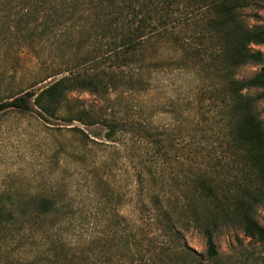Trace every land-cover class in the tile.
I'll use <instances>...</instances> for the list:
<instances>
[{
    "label": "rangeland",
    "instance_id": "obj_1",
    "mask_svg": "<svg viewBox=\"0 0 264 264\" xmlns=\"http://www.w3.org/2000/svg\"><path fill=\"white\" fill-rule=\"evenodd\" d=\"M197 1L189 2L186 11L189 18L175 15L177 19H190L189 30L183 29L181 24L175 31L182 38L181 44H192L194 48L202 46L203 50L209 43L206 39V45H200L197 38L205 33L195 23L207 10ZM180 7V12L185 9L183 5ZM1 10L0 101H10L28 91L40 94L47 85L69 74L77 64L76 58L80 61L86 55L95 57L112 43L109 35L105 37L107 43L102 44L101 32L91 26L84 30L82 20L75 29L48 31L40 36L39 27L30 32L31 29H18L13 22L3 24ZM238 12L249 29L264 28V0H250ZM32 34H35L32 39H26ZM156 39H151L156 50L150 51L148 46L146 57L153 56L157 62L161 61L162 68L144 71L149 80L146 91L139 94L112 91L108 98L84 91L68 95L72 112L85 109L94 119L116 118L143 124L147 137L140 145L128 135V141L121 135L114 142L102 136L95 138L91 133L103 130L102 125L89 127L78 121H63L70 115L64 109L59 111L57 118L46 119L34 99L30 102L31 110L11 108L0 113V196L12 195L14 200L11 201L16 206L18 195L24 194L25 203L30 204L34 195L51 194L60 200L58 206L64 207L61 216L56 218L58 224L53 226V233L60 231L64 239L80 249L87 247L85 242L92 240L91 237L103 234L102 238L111 239L108 244L115 255L114 264H128L129 261L119 239L121 233L134 230L141 234L143 230L156 237L163 232V227L153 221L158 213L153 205L157 193L167 191L170 201L177 199L183 207L186 202L183 199L181 203V196L189 180L201 170L213 174L214 183L220 184L219 194L226 193L228 198L243 195L244 189L252 190L258 175L243 165L241 148L225 151L228 146L221 139L228 132L227 110L220 90L213 92L222 78L220 72L209 67L207 54L203 61L186 60L182 58L186 54L179 45L166 38ZM251 49L264 54V45H253ZM177 57L178 65L163 68ZM107 64L103 66L105 70ZM262 68L264 63L248 64L236 71L235 78L249 79ZM259 92L250 89L245 93L255 96ZM255 111L264 122V99L256 103ZM74 128L83 130L89 139ZM204 131L207 132L204 134ZM158 140H162L160 145L154 143ZM105 195L110 197H102ZM193 204L216 223L214 240L218 257L215 260L206 258L204 236L193 221L188 223L189 210L181 209L174 215L175 227L180 231L179 245L184 244L195 253V259L189 264L264 263V243L244 234L240 220L232 216V209L226 216L213 205L214 202H202L197 198ZM81 211L89 214L83 216ZM114 214H119L122 220L120 225H112V230L107 228L106 235L103 232L115 222L111 218ZM85 217L96 222V228L84 221ZM254 217L264 228V203L256 207ZM18 248L19 245L11 252L17 259L35 258L38 252L32 254L30 248L21 251ZM5 252L0 241V264L8 263L4 257L8 252ZM172 259V264L190 262L178 252ZM100 260L97 262L92 256L87 264H100Z\"/></svg>",
    "mask_w": 264,
    "mask_h": 264
},
{
    "label": "trees",
    "instance_id": "obj_2",
    "mask_svg": "<svg viewBox=\"0 0 264 264\" xmlns=\"http://www.w3.org/2000/svg\"><path fill=\"white\" fill-rule=\"evenodd\" d=\"M249 1L199 0L196 2L197 4L200 2L202 8L207 10L205 15L201 13V19L195 23L205 33L202 38L200 36L197 38L200 45H206V42L204 43L206 39L209 43L203 50L202 46L194 48L192 44H181L182 38H179L178 32L175 31L181 24L185 30L190 28L187 27L190 19L184 18H189L186 11L190 0L0 1L2 7L0 10L4 14L3 24L13 22L18 29L27 31L31 29L30 32L38 30L39 27L40 36H43L48 31L75 29L82 20L84 30L87 26H91L101 32L102 44L107 43L104 41L109 35L112 42L106 46L107 50L102 54L91 58L86 55L80 61L76 58L77 64L72 67L69 74L47 85L40 94L36 95L33 91H28L19 97L11 98L10 101H0V113L11 108L31 110L30 102L34 99L36 106L41 110L40 114L46 119L57 118L59 111L64 109L69 111L70 115L64 117L63 121L70 123L78 121L89 127L102 125L103 130L100 128L91 133L95 138L102 136L114 142L118 135H121L128 141V135L140 145L147 137L146 127L143 124L116 118L94 119L92 115L86 114L85 109L72 112L68 101L69 93L84 91L108 98L112 91L121 90L125 93L138 94L146 91L149 89V80L144 76V71L147 68L149 70L162 68L161 61L157 62L153 56L146 57L148 46L150 51L156 50L151 42L154 37L157 38L156 40L166 38L179 45L186 54L182 58L186 60L196 58L203 61L204 54H207L210 59L209 67L221 73V84L219 82L213 89L214 93L220 90L228 115V132L226 136L222 135L221 140L224 139L225 146H228L225 148L227 152L230 150L233 152L236 148L242 149L245 161L243 165L258 174L254 182L255 186L252 190L244 189L243 195L236 194L228 198L226 193L219 194L220 184L214 183L211 178L213 174L209 175L208 171L201 170L189 180L181 196V203L183 199L186 202L183 207H180L177 199L171 202V195L167 191L157 193L153 205L158 213L153 221L156 220V224L163 227V230L161 229L163 232L156 237L143 230L141 234L134 230L121 233L119 239L126 249L128 264L162 262L172 264V256L177 255V252L189 259L190 262L186 263H191L195 259V253L186 245H179L180 231L175 227L174 217L176 211L186 208L189 210V214L186 215L188 223L193 221L206 240V258L215 260L218 257L214 240L216 223L209 215L200 213L196 208L193 201L197 198L202 202H214L213 205L226 216L229 209H232V216L238 217L244 234L264 243V228L254 217L256 207L264 203V122L255 111L256 103L264 99V68L249 79L235 78L239 68L251 63H264V54L251 49L253 45H264V28L249 29L238 12ZM84 3L88 6H84ZM181 5L185 9L183 11L181 9L180 12ZM178 14L185 16L177 19L175 15ZM34 35H28L26 39H32ZM177 63L178 57L164 63L163 68H173L170 65ZM106 64L108 67L105 70L103 66ZM86 65L91 66L85 68ZM81 68H84L83 71H80ZM250 89L260 92L250 96L245 93ZM74 129L84 138L89 139V135L83 130ZM206 132L204 131V134ZM158 141L154 143L160 145L162 140ZM245 167L241 169L243 173ZM25 199L24 194L18 195L19 202L15 206L14 201H11L14 200L12 195L0 196V241L6 250L5 253L8 252V255L4 256L7 264H72L73 262V264H87L92 256L97 262L101 259L100 264H114L115 255L108 244L111 239L102 238L103 234L100 235L101 237L99 234L91 237L92 240L85 242L87 247L80 249L64 239L60 231L53 233L52 228H55L53 226L58 224L56 218L64 211V207L58 206L60 200L49 193L32 196L30 204H26ZM227 201L231 204H226ZM85 214L89 213L82 212L83 216ZM111 218L115 222L106 226L103 232L106 235L107 228L112 230V225H120L122 220L119 214H114ZM84 221L94 228L97 226L96 222H91L90 217H85ZM18 245L19 251L24 248L32 249L30 251L32 254L38 251L36 257L17 259L11 252ZM117 261H120L119 258Z\"/></svg>",
    "mask_w": 264,
    "mask_h": 264
}]
</instances>
